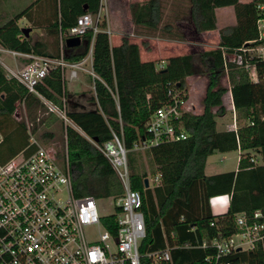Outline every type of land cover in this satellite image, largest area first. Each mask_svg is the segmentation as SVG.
Instances as JSON below:
<instances>
[{"label":"trees","instance_id":"1","mask_svg":"<svg viewBox=\"0 0 264 264\" xmlns=\"http://www.w3.org/2000/svg\"><path fill=\"white\" fill-rule=\"evenodd\" d=\"M101 5V0H33L0 22V46L77 62L88 55L93 42V68L99 75L95 78L93 106L70 109L71 91L61 65L48 70L37 83V92L65 107L73 121L98 143L112 138L113 131L123 132L129 149L131 186L143 196L147 233L140 243L142 264H157L148 252L167 246L171 248L172 260L162 264H209L205 257L214 248L202 246L204 241L237 232L239 212L264 210V63L258 64L259 79L252 80L244 66L226 61L224 55V50L231 52L258 36L257 21L264 17V0H187L185 6L175 9L174 20L165 19L162 0L132 2L135 31L176 40L187 39L189 33L199 36L204 30L217 28V9L234 7L236 22L219 29L217 47H193L188 53L169 56L162 68L157 60L143 61L140 44L130 40L128 34H124L120 44L112 46L107 20L102 15L99 29L91 27L83 35L88 44L67 45L68 32L77 17L85 11L98 15ZM35 9L42 11L43 16L35 18V12L32 13ZM25 15L36 25L46 23V29L58 39L57 52L48 51L42 39L25 35L19 24ZM182 21L187 22L189 32L181 28ZM197 74L206 77V89L201 110L191 108L180 117L179 124L187 137L163 141L144 150L135 149L136 142L150 136L149 120L156 108L169 99V87L184 89L188 99V82ZM228 91L240 124L219 130L218 116L226 113ZM37 92L31 91L0 62V132L4 135L0 159L6 160L28 147L29 130L38 133L42 125L60 119ZM19 103L25 107L24 119L18 117ZM61 122L67 134L65 142L58 144L54 129H45L39 136L45 144L53 145L63 160L67 144L74 193L97 198L123 194L124 185L106 155L74 126L62 119ZM34 148L31 145L28 151ZM238 148L244 151L238 170L206 173L210 154ZM255 154L261 155V163L256 161ZM157 173L161 174L159 182L146 186L145 179ZM220 194H231L230 205L225 212L214 213L211 198ZM119 211L117 207L114 213L102 218L113 233L118 230ZM230 259L235 264H264V247L236 251Z\"/></svg>","mask_w":264,"mask_h":264},{"label":"built area","instance_id":"2","mask_svg":"<svg viewBox=\"0 0 264 264\" xmlns=\"http://www.w3.org/2000/svg\"><path fill=\"white\" fill-rule=\"evenodd\" d=\"M101 15V12L98 15L90 11L81 13L67 37L83 38L91 27L97 31ZM257 27L259 34L256 38L247 40L231 52L224 50L226 61L244 66L252 80L259 79L258 64L264 63V17L258 19ZM107 31L110 32L108 28ZM10 52L30 59L22 69H8L34 92H37V83L55 65H61L64 75L68 74L70 79L78 75V69L99 76L93 63L90 68L84 65L87 57L68 62L63 57L11 49ZM89 54L93 55V45ZM158 66L164 67L165 60ZM168 95L169 99L151 115L150 136L136 142L135 149L144 150L163 141L187 137V132L179 124L183 113L191 109L186 91L173 85L169 87ZM40 96L66 124L80 130L65 107ZM234 127H237L236 120ZM29 132L28 147L6 160L0 159V264H142L140 243L147 233L143 196L140 190L131 186L129 149L123 132L113 131V137L103 143L88 136L109 159L124 185L123 194L113 196L116 209L120 207L117 233L104 223L105 214L100 212L96 196L74 193L67 144L64 161L55 147L45 145L31 130ZM3 138L0 132V142ZM31 145L35 148L28 151ZM160 177L161 174L157 173L153 182H158ZM236 223L237 232L203 242L202 246L214 248L205 257L209 264H235L230 259L234 252L260 245L264 247L263 209L239 212ZM148 255L157 264L172 260L170 247L150 251Z\"/></svg>","mask_w":264,"mask_h":264},{"label":"rangeland","instance_id":"3","mask_svg":"<svg viewBox=\"0 0 264 264\" xmlns=\"http://www.w3.org/2000/svg\"><path fill=\"white\" fill-rule=\"evenodd\" d=\"M33 0H0V15L2 17H0V22H4L6 21L9 17L13 16L15 13H17L18 11L22 10L23 8H25L28 4H30ZM117 5L119 6H126L125 3H121V0H115ZM131 1V0H130ZM163 2V6H164V11H165V19H172L174 20L173 16H174V12L175 9L177 8H181V6H185L187 3V0H162ZM186 8V7H185ZM184 8V10H185ZM38 10H33L32 13L37 12ZM126 11V10H125ZM124 11V14H125ZM121 13L120 11L117 12L116 16L117 19L119 21H121ZM217 14H218V27L215 29H211V30H204L200 33L199 36H192V34H188V38L184 39V40H178L176 43V45L171 49L169 48L168 50L171 51V53H186L189 52L190 50H192V48H200V49H211V48H215L218 46V43L220 41V33H219V29L226 26V25H231L234 24L236 22V16H235V12L233 7H229V8H219L217 10ZM103 17V16H102ZM123 19V18H122ZM127 20V19H126ZM19 23L23 26V27H31L30 29V35L32 36L33 39H38V38H43L44 34L41 32H45V30L41 27H35L34 24L30 23L29 17L28 15H25L22 19L19 20ZM187 22L182 21L181 23V28H183L185 31L189 32V28L186 25ZM136 29V28H135ZM129 36L131 33V30H127L126 31ZM136 34V36H130L132 39L135 40H139L141 37H143V34L138 33L137 31H134ZM1 56L3 57V61L7 64V66L9 65L12 69L14 70H18V69H22L24 67L25 60H28L27 57L21 56V55H17L15 56L14 54H12L11 52H7V53H2L0 51ZM88 61V62H87ZM90 62V60H86V64L88 65ZM18 63V64H17ZM5 66V65H4ZM6 70L10 73V70L5 66ZM206 77L204 75L201 74H197L194 75L191 79V81L188 82V86H190L189 89V97H188V102L189 105L192 109L198 110L200 111L202 108V97L205 93V89H206ZM225 81V84L228 85V82ZM69 85L71 86V82H69ZM225 104L226 107L228 106V104H231V94L230 91H228L225 94ZM18 113L20 114L18 117L19 119H24L25 117V107L23 105V103H19L18 104V109H17ZM236 111L230 112L228 111L227 113H225L224 115L218 116V123L220 125H227V123L232 122V125H234V122L236 120ZM60 117V116H59ZM61 117L59 120L54 121L53 123H51L50 125H42L39 132L38 133H34V135L42 142L44 143L45 141H43L39 134L41 131H44L45 129H54L55 133H56V138L58 141V144L62 141H66V133L65 131H63L62 128V122H61ZM63 120V119H62ZM237 121V120H236ZM64 123H66L63 120ZM45 144V143H44ZM47 146H53V145H49V144H45ZM54 147V146H53ZM222 155L224 156H228L227 159H225L224 161H220L218 162L217 160V169L216 170H225V169H230L232 167H234L236 165L237 162V152H215L212 155H210L209 157V161H208V167H207V171H212L215 169H212V161L214 159H219ZM150 176H154L153 174H150ZM98 204L100 207V212L102 214L108 215L111 213H114L116 211V205L114 202V197L111 196H104V197H100L98 198Z\"/></svg>","mask_w":264,"mask_h":264},{"label":"crops","instance_id":"4","mask_svg":"<svg viewBox=\"0 0 264 264\" xmlns=\"http://www.w3.org/2000/svg\"><path fill=\"white\" fill-rule=\"evenodd\" d=\"M143 1H145V0H131V1L130 0H121V3L124 2L126 6H119V5H117L115 0H101L102 5H101L100 12H101L102 16H104L107 20L108 29L110 30V32H109L110 42H111L112 46L118 45L122 42V38H123L124 34L127 33L126 31L128 29L131 30L130 36L138 35L134 32L136 25H135L133 18H132L130 4L132 2H143ZM244 1H248V0H244ZM229 7H233V6H225V7H220V8H229ZM233 9H234V7H233ZM118 11L122 12L121 16L124 15L123 17H121V21H119L117 19V16H116ZM124 11H125V14H124ZM42 16H43L42 11L35 12V15H34L35 18H39ZM22 18H20V19H22ZM30 23L34 24L35 27H40V28L42 27L45 30V32H41L44 34L43 35L44 37L43 38L40 37L38 39H42L43 41L46 42V49L48 51H50L52 53L57 52L59 49L58 39H57L56 35L51 34L46 29V23H39L36 25L31 20H30ZM20 26L23 28V26L21 24H20ZM209 30H211V29H209ZM29 35H30V32H29ZM26 36H28V35H26ZM130 36H129L130 40L138 42L140 44V56H141V59L143 61L157 60L158 61L157 63L159 64L162 60H165L169 56L178 55V53H171V51L168 50L169 48L172 49L176 45L175 42L178 41L176 39L165 38V37H160V36L143 35V37H141L139 40H135V39H132ZM92 43H91V46L93 45ZM0 51L2 53H7V52H10V49L5 48L3 46H0ZM186 53H188V52H186ZM179 54H184V53H179ZM85 57H87L86 60H90V62L88 65L86 63H84V65L86 67L90 68L92 66V63H93V55H90L88 53V55ZM0 62L3 65H5L7 68L10 67L9 65L7 66V64L3 61V57L1 56V54H0ZM27 62H28V60H25V63H27ZM64 76L66 79L67 87L71 91L69 93V100L72 99L71 100L72 102L71 103L69 102L70 109L81 110V109H86V108L93 106L94 103L92 101V95L95 94V78L96 77H94L91 74V72H89L88 70H85V69H78V75L72 79H70L68 77V74H67V76L66 75H64ZM69 82H71V86L69 85ZM233 109H234V111H236L234 104H233L232 95H231V104L230 105L228 104L226 113L228 111L232 112ZM236 114H237V111H236ZM236 120H237V118H236ZM236 123H237V127H238L240 122L237 120ZM77 126L80 128L81 131L85 132L79 125H77ZM217 128L219 130L232 129V128H234V125H232V122L227 123L226 126L220 125L218 123ZM84 135L86 137L89 136L87 133ZM234 151L237 152V162H236V165L234 167H232L230 169H225V170H216L217 169L216 168L217 163L219 162V160L224 161L225 159L228 158V156L222 155L219 159H214L212 161V164H211L212 169H215V170L208 172L207 171L208 161H209L210 155L213 154L212 153L207 158L206 167H205L206 173L207 174H214V173L228 171V170H238L240 157L244 151L241 148H238V149H234V150H230V151H223V152L227 153V152H234ZM215 152H218V151H215ZM255 158H256L257 162H259V163L262 162L260 154H255ZM217 160H218V162H217ZM154 177H155V175L152 177L151 176L148 177L150 186H153L154 184L157 183V182H153ZM230 200H231V194H220V195L213 196L211 198V204H212V209H213L214 213L225 212L230 205ZM167 247H170V246H167Z\"/></svg>","mask_w":264,"mask_h":264},{"label":"water","instance_id":"5","mask_svg":"<svg viewBox=\"0 0 264 264\" xmlns=\"http://www.w3.org/2000/svg\"><path fill=\"white\" fill-rule=\"evenodd\" d=\"M30 29H31V27H23L22 28V30L25 32L26 35H29ZM66 43L69 46H74V45H79L82 43L88 44L89 41L82 38L81 36H69L66 38ZM71 100L72 99L69 100L70 103L72 102ZM145 184H146V186H149V178L148 177L145 179Z\"/></svg>","mask_w":264,"mask_h":264}]
</instances>
